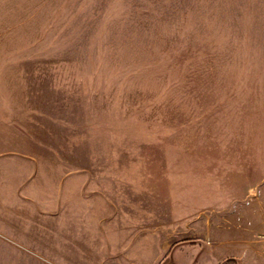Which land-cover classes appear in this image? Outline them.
Wrapping results in <instances>:
<instances>
[{"label":"rangeland","instance_id":"obj_1","mask_svg":"<svg viewBox=\"0 0 264 264\" xmlns=\"http://www.w3.org/2000/svg\"><path fill=\"white\" fill-rule=\"evenodd\" d=\"M3 230L31 264H264V0H0Z\"/></svg>","mask_w":264,"mask_h":264},{"label":"crops","instance_id":"obj_2","mask_svg":"<svg viewBox=\"0 0 264 264\" xmlns=\"http://www.w3.org/2000/svg\"><path fill=\"white\" fill-rule=\"evenodd\" d=\"M11 233L12 231L10 230L0 231V264H31L30 257L23 256L22 259H20L21 257L16 258L15 252H20V249L25 247V245H23V243H10L9 237H11ZM22 240L24 241L23 238ZM80 262H84L85 264H93V262L89 260Z\"/></svg>","mask_w":264,"mask_h":264}]
</instances>
